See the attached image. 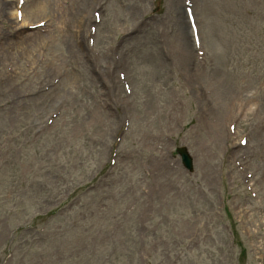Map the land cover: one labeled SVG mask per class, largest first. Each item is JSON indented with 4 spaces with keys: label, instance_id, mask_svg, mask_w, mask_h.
Masks as SVG:
<instances>
[{
    "label": "rangeland",
    "instance_id": "rangeland-1",
    "mask_svg": "<svg viewBox=\"0 0 264 264\" xmlns=\"http://www.w3.org/2000/svg\"><path fill=\"white\" fill-rule=\"evenodd\" d=\"M0 264H264V0H0Z\"/></svg>",
    "mask_w": 264,
    "mask_h": 264
},
{
    "label": "water",
    "instance_id": "water-1",
    "mask_svg": "<svg viewBox=\"0 0 264 264\" xmlns=\"http://www.w3.org/2000/svg\"><path fill=\"white\" fill-rule=\"evenodd\" d=\"M178 153L181 157V161H182L184 167L188 170H191L192 169L191 159L188 156V154L186 153V151L184 149L180 148V149H178Z\"/></svg>",
    "mask_w": 264,
    "mask_h": 264
},
{
    "label": "bare ground",
    "instance_id": "bare-ground-1",
    "mask_svg": "<svg viewBox=\"0 0 264 264\" xmlns=\"http://www.w3.org/2000/svg\"><path fill=\"white\" fill-rule=\"evenodd\" d=\"M193 13V12H192ZM178 16H179V18H180V20H181V26L179 27V31H180V36H183V34H184V32H186L187 33V29H186V27L183 25V13H182V11H179V14H178ZM193 17H194V15H193ZM24 22H25V19L23 18L22 19ZM180 36H178V42H179V44H181V43H183V40H181V37ZM87 54V53H86ZM110 63H111V61H110Z\"/></svg>",
    "mask_w": 264,
    "mask_h": 264
}]
</instances>
